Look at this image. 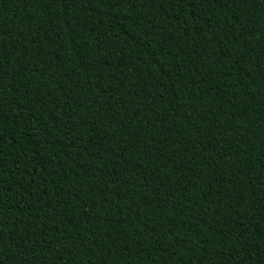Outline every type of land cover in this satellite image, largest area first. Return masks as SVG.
<instances>
[{"label": "trees", "instance_id": "obj_1", "mask_svg": "<svg viewBox=\"0 0 264 264\" xmlns=\"http://www.w3.org/2000/svg\"><path fill=\"white\" fill-rule=\"evenodd\" d=\"M0 264H264V0H0Z\"/></svg>", "mask_w": 264, "mask_h": 264}]
</instances>
